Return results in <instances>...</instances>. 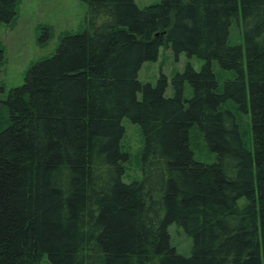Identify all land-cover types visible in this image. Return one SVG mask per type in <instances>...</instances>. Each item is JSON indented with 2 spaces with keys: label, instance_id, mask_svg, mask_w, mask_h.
Returning <instances> with one entry per match:
<instances>
[{
  "label": "trees",
  "instance_id": "16d2710c",
  "mask_svg": "<svg viewBox=\"0 0 264 264\" xmlns=\"http://www.w3.org/2000/svg\"><path fill=\"white\" fill-rule=\"evenodd\" d=\"M85 1L86 29L0 99V264H264V0ZM167 44L205 61L173 96L138 78ZM124 117L145 138L129 183Z\"/></svg>",
  "mask_w": 264,
  "mask_h": 264
},
{
  "label": "rangeland",
  "instance_id": "374dc122",
  "mask_svg": "<svg viewBox=\"0 0 264 264\" xmlns=\"http://www.w3.org/2000/svg\"><path fill=\"white\" fill-rule=\"evenodd\" d=\"M161 1L135 0L140 7ZM87 16L88 5L85 0H18L15 18L11 22H0V83L4 88L0 99L5 100L13 88L25 82L30 67L54 54L65 34L84 31ZM239 32L241 33L240 27H237L234 22L231 30L232 39L237 37L240 39ZM204 62L196 56L189 57L185 52L176 54L167 44L161 46L156 60L143 63L138 78L143 83L156 85L160 77L166 75L168 86L165 93L167 96H173L175 93L173 76L177 72H183L188 64L200 70ZM191 94L192 91L188 85L186 95L189 97ZM249 118L251 126L250 113ZM122 124L125 131L121 148L128 154L123 162L125 167L123 181L129 183L141 180L143 177L142 156L145 138L141 125L133 122L129 117H124ZM193 147L197 158L209 162L214 160V158L209 159L201 147V149L195 145ZM247 202V198L239 200L241 206ZM172 231L178 250L188 254L191 240L181 233L175 235L174 226ZM42 264H52L47 255L43 257Z\"/></svg>",
  "mask_w": 264,
  "mask_h": 264
}]
</instances>
